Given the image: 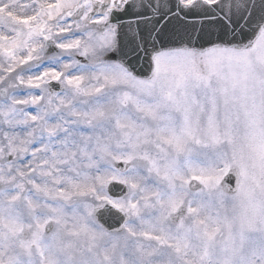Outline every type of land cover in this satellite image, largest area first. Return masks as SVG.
I'll return each mask as SVG.
<instances>
[{
  "label": "snow or ice",
  "instance_id": "obj_1",
  "mask_svg": "<svg viewBox=\"0 0 264 264\" xmlns=\"http://www.w3.org/2000/svg\"><path fill=\"white\" fill-rule=\"evenodd\" d=\"M0 264H264V0H0Z\"/></svg>",
  "mask_w": 264,
  "mask_h": 264
}]
</instances>
